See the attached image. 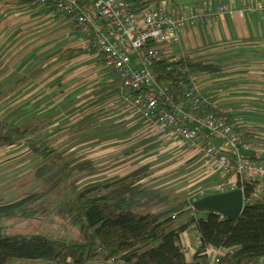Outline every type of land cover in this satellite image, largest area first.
<instances>
[{
	"label": "trees",
	"instance_id": "1",
	"mask_svg": "<svg viewBox=\"0 0 264 264\" xmlns=\"http://www.w3.org/2000/svg\"><path fill=\"white\" fill-rule=\"evenodd\" d=\"M126 1L134 13L157 7L159 3V0ZM85 6L91 12L89 1ZM178 66L188 71L183 80L193 75L221 76L218 66L183 62ZM169 67L173 66L165 62L155 65L154 74L159 82L170 79ZM171 94L178 105L179 93L174 90ZM184 110L187 111L186 106ZM200 112L226 121L217 109L206 104H201ZM46 135L43 124L14 126L0 118V150L24 147L30 156L37 158L38 163L29 174L41 186L12 202L0 199V264L12 260L51 264H208V250L227 252L218 264H264V193L260 200L253 198L256 184H237L244 207L235 222L212 213L194 212V203L184 194L175 195L174 191L142 184L151 177L147 169L121 180L77 189L72 182L74 175L92 176L97 169L90 163L78 166L67 163L64 154L51 146ZM63 185L69 188L70 196L63 200L54 216L79 229L76 239L63 242L47 235H4L3 223L12 222L10 225L16 226L38 216L45 218L50 194ZM191 227L196 230L199 246L192 262L187 263L179 237Z\"/></svg>",
	"mask_w": 264,
	"mask_h": 264
},
{
	"label": "crops",
	"instance_id": "2",
	"mask_svg": "<svg viewBox=\"0 0 264 264\" xmlns=\"http://www.w3.org/2000/svg\"><path fill=\"white\" fill-rule=\"evenodd\" d=\"M158 6L169 12L210 10L215 15L200 27L186 25L180 33L179 44L170 48L168 57L183 63L220 68L221 76L218 77L198 75L203 104L217 109L226 117L227 124L242 131L253 150L261 153L264 159V127L259 125L264 123V118L257 117L255 104L246 103V100L235 103L231 99L235 86H229L234 83L231 80L233 70L227 67L250 57L254 62H264V0H159ZM222 7L227 8V13L218 14ZM131 60L135 65L136 60ZM118 96L114 76L103 69L101 60L93 55L69 19L22 0H0V118L14 126L44 124L58 112L50 113L57 106H53V99L60 98L63 101L61 110L78 109L77 117L83 114L95 118L97 124L100 115L113 117L111 125L114 128L122 125L123 130L118 135L127 137L129 132H138L136 127L146 121H137L139 119L128 114L119 104ZM254 99L253 96L249 102L253 103ZM151 127L157 135H162L153 125ZM146 129H149L147 125L143 131ZM212 144L218 149L222 146L219 141ZM0 153L6 152L0 150ZM221 175L217 186L233 182L232 176ZM254 184L253 198L260 200L264 193V177ZM228 187L224 193L237 190ZM218 194H206L203 198ZM197 236L191 227L179 237L187 263L193 260L195 249L191 240Z\"/></svg>",
	"mask_w": 264,
	"mask_h": 264
},
{
	"label": "built area",
	"instance_id": "3",
	"mask_svg": "<svg viewBox=\"0 0 264 264\" xmlns=\"http://www.w3.org/2000/svg\"><path fill=\"white\" fill-rule=\"evenodd\" d=\"M24 1L52 10L76 26L93 55L101 60L103 69L114 76L118 102L132 117H140L160 134L194 148L213 170L233 177V182L226 183L231 188L243 182L254 184L264 177L262 154L253 150L238 128L229 126L222 118L200 112L203 101L199 76L183 80L188 71L178 66L182 61L168 57L170 48L179 44L186 25L196 28L214 19L210 10L169 12L157 6L134 13L126 0ZM86 1L91 3V12L85 10ZM220 13H227V8L219 9ZM160 62L173 66L167 70L170 79L162 82L154 74L155 65ZM174 90L180 95L178 105L171 94ZM214 141H219L221 148L213 147ZM215 191L224 193L222 186ZM193 242L196 250L198 236ZM226 253L208 250V264H218Z\"/></svg>",
	"mask_w": 264,
	"mask_h": 264
},
{
	"label": "rangeland",
	"instance_id": "4",
	"mask_svg": "<svg viewBox=\"0 0 264 264\" xmlns=\"http://www.w3.org/2000/svg\"><path fill=\"white\" fill-rule=\"evenodd\" d=\"M131 59L135 60L133 56ZM228 66L231 67L229 70H233L231 80H234V83L229 86H235L233 94H230L231 99H234L235 103L246 100V103L255 104L254 108L258 110L257 117L261 120L264 118V62H254L250 57L248 60ZM252 95L255 98L253 103L249 102L253 98ZM61 101L60 98L53 99V106L55 104L57 106L50 113L58 112L43 124L46 126V132L49 135L47 138L51 146L64 154L63 159L67 163H75L77 166L90 163L97 169L92 176L75 174L72 182L77 189L105 179L121 180L147 169L151 177L142 184L168 191L173 190L175 195L182 192L189 202L203 198L206 194L216 193L215 188L218 184L216 182L221 178V173L213 170L203 156L195 154L192 147L186 148L166 135H157L151 125L146 122L136 127L139 128L138 132H129L127 137L118 135L123 130V126L117 125V128H114L111 125L114 123L111 121L114 118L105 117L103 110L100 111L103 115H100L97 124L96 120H93L95 118L86 117L83 114L77 117L78 109L66 108L62 111ZM134 118L139 119L137 121L142 120L140 117ZM146 125L149 129L143 131ZM259 125L264 127L263 122ZM5 152V154L0 153V199L12 202L41 189V186L34 182L29 174L33 166L38 163V159L30 156L24 147H15ZM220 186L223 191L229 189L226 184ZM68 189L66 185H63L50 194L48 202L50 208L45 218L38 216L16 226H11L12 222L3 223L4 235H47L52 240L63 242L76 239L79 236V229L71 227L68 222L60 221L57 216H54L63 200L70 196ZM193 240L194 237L191 240L194 246ZM9 264L51 263L12 260Z\"/></svg>",
	"mask_w": 264,
	"mask_h": 264
},
{
	"label": "water",
	"instance_id": "5",
	"mask_svg": "<svg viewBox=\"0 0 264 264\" xmlns=\"http://www.w3.org/2000/svg\"><path fill=\"white\" fill-rule=\"evenodd\" d=\"M244 199L240 190L202 198L195 202L192 210L196 213L216 214L224 220L235 222L242 213Z\"/></svg>",
	"mask_w": 264,
	"mask_h": 264
}]
</instances>
